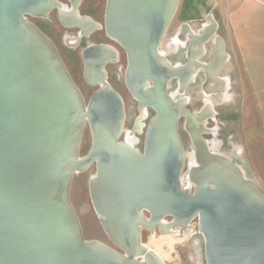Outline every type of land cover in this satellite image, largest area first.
Returning <instances> with one entry per match:
<instances>
[{
    "label": "water",
    "instance_id": "1",
    "mask_svg": "<svg viewBox=\"0 0 264 264\" xmlns=\"http://www.w3.org/2000/svg\"><path fill=\"white\" fill-rule=\"evenodd\" d=\"M80 1L0 0V264H144L145 257L163 264L140 243L141 230L168 234L163 221L175 233L197 222L205 264H264V190L209 149L202 135L215 134L207 127L212 104L211 116L201 113L205 103L190 112L168 89L177 79L185 90L196 67L205 76L209 69L203 90L216 84L228 54L213 17L188 49L199 56L196 47L215 36L210 62L171 66L159 48L179 0H105L104 31L126 55L123 80L137 103L132 133H144L140 152L121 140L124 101L108 82L118 52L108 44L82 49V77L94 88L86 101L53 41L29 21L57 10L62 28L88 38L102 26L79 14ZM180 119L201 127L186 187ZM86 128L90 146L81 156ZM92 167L90 204L113 247L84 238L71 202L75 175Z\"/></svg>",
    "mask_w": 264,
    "mask_h": 264
},
{
    "label": "rangeland",
    "instance_id": "2",
    "mask_svg": "<svg viewBox=\"0 0 264 264\" xmlns=\"http://www.w3.org/2000/svg\"><path fill=\"white\" fill-rule=\"evenodd\" d=\"M213 3V0H179L175 17L168 29L166 37L172 34L179 24L187 21L192 24L194 30L199 31L201 29L200 25H202L203 22L202 18L196 14V6H200L199 8L202 6L203 13L201 12V14L203 16L204 14L208 15L213 13ZM64 4L66 5L67 3ZM104 6L105 0H81L78 6V11L82 15L92 17L96 21L102 22L104 16ZM29 21L40 28L53 41L55 46L58 48L61 58L70 72L72 79L80 89L84 99L87 101L94 88L87 86L82 78V68L77 58L78 51L90 43H105L107 40L103 35V32L100 31L93 35L89 40H84L77 51L73 52L74 49H70L69 47H75L74 43L78 41L79 37L75 30H63L57 20V10H53L45 18H29ZM72 42L73 44L69 45ZM168 57H170L172 63L181 60V56L177 57L169 54ZM123 58L119 63L110 64L107 67L106 71L108 73V82L120 94L124 101L127 116L124 140L129 143L133 141L136 148L142 149L143 135H140L135 139L130 132L133 122L138 117V112L136 109V102L130 97L124 85L123 70L125 68V60ZM223 73L222 76H224ZM220 78L227 80L226 77ZM204 81H206L205 78L202 80L203 86ZM174 83L175 84H168V87L170 86V94L175 99L185 98V102L187 100V104L185 106L190 112H199L204 103H211L215 113L217 112L215 119L213 121L208 120L207 122L208 128L215 129V134L202 135L204 140L207 141L209 149L229 157L233 163L240 166L244 175L248 179L254 181L264 190V185H261V181L259 180L261 179L260 176H258V179L256 171L250 169L251 167L246 161L247 147L245 143V135L247 129L244 121V99L246 93L243 90H240V87H243V84L241 85L238 82V84H232L233 89L231 87L224 95L212 94L210 96H206L204 94V90H201L199 87L201 83V76L197 77L194 80V83L187 90H185L184 93L180 92L178 90L177 83ZM144 122L146 123V120ZM179 130L186 151V169L181 177L182 185L183 187H186V177L190 172L189 168L191 169L190 157L193 155V150L189 140L190 135L186 131L183 119L179 120ZM127 136H130L131 139H128ZM89 146L90 134L88 128H86L81 144V156L88 151ZM258 151H261V148L258 149ZM93 175L94 167L90 168L85 173L75 175L71 186V202L80 221L84 238L87 241H100L113 247L103 233L89 204L90 198L88 197L87 187L88 181ZM140 243L148 250L156 253V255L162 260L163 264H205L203 238L198 232L196 221L192 222L188 228L178 230L177 234H170L168 236L161 234L159 228H156L153 234L148 231L141 230Z\"/></svg>",
    "mask_w": 264,
    "mask_h": 264
},
{
    "label": "crops",
    "instance_id": "3",
    "mask_svg": "<svg viewBox=\"0 0 264 264\" xmlns=\"http://www.w3.org/2000/svg\"><path fill=\"white\" fill-rule=\"evenodd\" d=\"M213 1L230 59L224 77L246 93V161L264 181V0Z\"/></svg>",
    "mask_w": 264,
    "mask_h": 264
},
{
    "label": "flooded vegetation",
    "instance_id": "4",
    "mask_svg": "<svg viewBox=\"0 0 264 264\" xmlns=\"http://www.w3.org/2000/svg\"><path fill=\"white\" fill-rule=\"evenodd\" d=\"M62 2H64V1H62ZM64 3H67V2H64ZM68 4V3H67ZM66 4V5H67ZM69 5V4H68ZM200 6H196V14H198L201 18H202V22H203V24L202 25H200L201 26V29L199 30V31H196V30H194L193 29V26H192V24L191 23H189L188 21L187 22H184V23H181V24H179V26L176 28V30L172 33V34H170V35H168V37H166L167 36V34H168V29H169V27H170V25H171V23H172V21H173V19H172V21H171V23H170V25H169V27H168V29H167V31H166V33H165V36H164V39L162 40V43H161V45H160V48H159V51L164 55V59L166 60V62L169 64V65H171V66H176V65H185L187 62H188V59L189 58H191L192 60H194L195 62H197V63H199L200 65H203V64H207V63H209L210 62V60L212 59V51H213V46H214V38H215V36H220V37H222V35H221V28H220V25H219V23H218V21H217V17H216V15L214 14V12L212 13V14H204L203 16H202V14H201V12L203 13V11H202V6H201V8H199ZM79 12V11H78ZM104 13H105V6H104ZM79 14L81 15V16H84V15H82L80 12H79ZM104 15V14H103ZM209 15H211L212 17H213V19H214V21L217 23V30H216V34H215V36L209 41V42H207V43H205L204 44V40L202 41L203 43H201L200 45H203V49L200 51L201 53H200V55L199 56H196V52H193V51H191L190 53H188V49H189V46H190V42H193V44L195 43V41L197 40V39H194L195 37H196V35H201L203 32H204V28H206L207 26H209V24H210V22L207 20V17L209 16ZM175 17V16H174ZM90 18H92V17H90ZM93 19V18H92ZM94 21H96L95 19H93ZM96 22H98V21H96ZM101 26H102V28L100 29V30H98V31H96V32H94L92 35H90L88 38H83V37H80L79 36V33H78V31L76 30V29H68V30H66V29H64L63 28V30H65V31H70V30H75L76 32H77V35H78V37H79V39H78V41L76 42V43H74L75 44V47H73V48H71V47H69L70 49H74V51L73 52H75V51H77V49L80 47V45H81V43L85 40H89L93 35H95L96 33H98V32H103V35L105 36V38H106V40L107 41H105V43H101V42H98V43H90V44H87L86 46H88V45H91V44H108V45H110V46H112L117 52H118V61L117 62H115V63H111V64H116V63H119L120 62V60L123 58V56H124V60H125V68H126V65H127V61H126V55H125V53H124V51L118 46V45H116L115 43H113L112 41H110V39L106 36V33H105V31H104V16H103V21L102 22H98ZM181 33H183L184 34V41H183V44L182 45H178L177 47H174L173 46V41L175 40V38L177 37V35L178 34H181ZM209 34V33H208ZM223 38V37H222ZM194 40V41H193ZM225 42V41H224ZM216 44V43H215ZM69 45H72V44H69ZM200 45H198L197 47H196V49H199V46ZM86 46H84V47H86ZM83 47V48H84ZM57 48V47H56ZM83 48H81V50H79L78 51V61H79V63H80V65H81V68H82V72H83V64H82V59H81V51H82V49ZM57 50H58V48H57ZM218 50H221V47L219 46L218 47ZM58 52H59V50H58ZM225 52L228 54V52H227V48H226V45H225ZM59 54H60V52H59ZM169 54L172 56H177V57H179V56H181V60H179V61H176V62H173L172 63V61L170 60V57H168L169 56ZM223 54V53H222ZM61 56V55H60ZM221 58V57H220ZM223 59H224V61H223V63H225L224 64V66H223V68L221 69V71L220 72H218V76L217 77H224V76H222V73L225 71V68H226V66L229 64V62H230V59H229V54H228V60L226 61V57H224L223 56ZM221 61H222V59L221 60H219V63H218V65L219 64H221ZM226 61V62H225ZM174 64V65H173ZM110 65V64H109ZM109 65H107V67L109 66ZM107 67H106V69H107ZM221 67V66H220ZM125 68H124V70H123V76H124V72H125ZM196 69V72L194 73V75L192 76V78L190 79V81H189V83H188V85H187V87H186V90L194 83V80L197 78V77H199V76H201V83H200V85H199V87H200V89L201 90H203V85H202V80H204V78H205V80H206V76H205V73H204V71L200 68V67H196L195 68ZM82 72H81V75H82ZM70 73V72H69ZM108 74V73H107ZM224 74V73H223ZM71 75V74H70ZM83 78V77H82ZM211 78V77H210ZM225 80V79H224ZM124 81V80H123ZM177 79H173L171 82H170V84L171 83H173V84H175L174 82H176L177 83ZM227 81V80H226ZM205 82L206 81H204V84H205ZM227 83H228V87H227V90L229 89V82L227 81ZM125 85V84H124ZM211 86V85H210ZM170 87V86H169ZM169 87H168V89H169ZM126 88V87H125ZM207 88H209V86L207 87ZM203 92V91H202ZM130 95V94H129ZM131 97V96H130ZM132 98V97H131ZM133 99V98H132ZM136 109H137V103H136ZM138 112V111H137ZM153 115V112L149 109L148 110V118L149 117H151ZM217 115V112H216V114H215V116ZM126 120H127V116H126ZM181 120V119H180ZM147 121H148V119H146V123L145 124H147ZM134 123H135V121L133 122V124H132V127H131V130H130V132L132 133V128H133V125H134ZM126 128V121H125V127H124V132H123V134H122V137H121V140L122 141H125L124 140V133H125V129ZM141 135H143V138H144V133H142ZM132 136H133V138H137V137H139L140 135H138V134H133L132 133ZM142 145H143V141H142ZM136 149H138V148H136ZM140 152L142 151V149H138ZM87 191H88V187H87ZM89 197V196H88ZM89 202H90V200H89ZM90 204V203H89ZM90 207H91V209H92V206H91V204H90ZM92 212H93V214H94V211H93V209H92ZM94 216H95V214H94ZM95 218H96V216H95ZM97 219V218H96ZM100 225V224H99ZM155 231V230H154ZM104 233V232H103Z\"/></svg>",
    "mask_w": 264,
    "mask_h": 264
},
{
    "label": "bare ground",
    "instance_id": "5",
    "mask_svg": "<svg viewBox=\"0 0 264 264\" xmlns=\"http://www.w3.org/2000/svg\"><path fill=\"white\" fill-rule=\"evenodd\" d=\"M183 41H184V34L183 33H181V34H178L177 35V37L175 38V40L173 41V46L174 47H177L178 45H182L183 44ZM74 42V41H73ZM73 42L71 43V44H73ZM214 42H216V41H214ZM199 49L200 50H202L203 49V45H200L199 46ZM226 57V56H225ZM227 58V57H226ZM223 61H224V59H222V61H221V64H217L218 66H221L222 64H223ZM208 71H209V69H207ZM208 71H206V78L208 77ZM212 77H214V76H211V78ZM210 78V79H211ZM214 80H216V84H212L211 86L210 85H208L209 86V88H208V91H206V90H204V94L206 95V96H210V95H212L211 94V91H214V92H218L219 91V94H225L226 93V91H227V87H228V83H227V81L226 80H224V79H222V78H219V77H214ZM177 85H178V90L180 91V92H183V91H185L184 90V88L181 86V82H179V81H177ZM185 102V99H182V100H180V103L181 104H183ZM201 113H206L207 115H212V112H211V106H210V104L209 103H206L205 104V106H204V109L202 110V112ZM142 115L144 114H146V111H143L142 113H141ZM202 120V119H201ZM185 127H186V131H187V133L190 135L189 137H190V139L191 140H193V142H194V146H195V148H196V150H194L193 149V155L190 157V166H191V169L189 168V170H190V172H192V170L197 166V162H199L198 161V159H199V156H198V150H199V148H198V146L196 145V143H195V137L197 136V135H199V131L201 130V127H196L194 130H192V123L191 122H189V121H185ZM128 137V139H131L130 138V136H127ZM127 140V139H126ZM131 143H133V141H131ZM189 172V173H190ZM188 176H189V174H188ZM187 176V177H188ZM74 208V207H73ZM161 224L163 225L162 227H161V229H166L167 231H168V234H166L167 236L168 235H170V234H175V231L176 230H174V229H169L168 230V223H166V222H161ZM81 225V224H80ZM155 232V231H154ZM177 234V233H176ZM165 235V236H166ZM177 239V238H176ZM165 240V239H164ZM155 254V253H154ZM143 260V262L142 263H144V264H152L153 262L152 261H150L147 257H145V258H142ZM138 261H140V260H138Z\"/></svg>",
    "mask_w": 264,
    "mask_h": 264
}]
</instances>
